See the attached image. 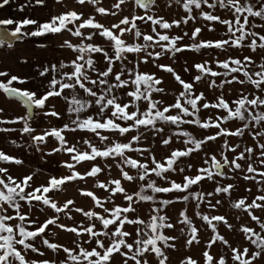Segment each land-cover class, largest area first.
Wrapping results in <instances>:
<instances>
[{"label": "snow or ice", "instance_id": "1", "mask_svg": "<svg viewBox=\"0 0 264 264\" xmlns=\"http://www.w3.org/2000/svg\"><path fill=\"white\" fill-rule=\"evenodd\" d=\"M55 2L62 4V0ZM129 2L140 11L125 14L122 6ZM9 3L0 0V8ZM76 3L80 9L65 8L43 22L0 19V26L15 25L13 30L0 31V46L12 47L10 37L21 35L67 32L76 38L75 42L65 38L60 45L72 52L67 64L57 61L39 68L41 77L55 74L40 81L35 90L13 87L14 81L23 84L28 78L0 71V77H8L6 82L0 81V89L9 98L18 97L26 109L14 120L0 115V124L23 122L19 130L29 134L37 147L54 138L58 146L54 145L49 154L65 153L69 157L61 165L66 173L49 174L40 184L34 182L39 169L13 175L9 167L0 166V264H171L169 251L177 250L180 237L168 234L176 230V224L167 208L178 202L193 204L194 216H199L204 230L211 231L201 257L185 255L178 264H264V0H175L183 15L171 21L157 14V0H109L107 7L103 0ZM172 3L167 0L166 6ZM35 4L46 6V0H35ZM86 4L91 6L88 12L83 11ZM97 15L119 18L106 25L96 19ZM198 18L206 23L194 25L190 34H169L174 26ZM137 21L151 22L150 31H142ZM216 23L224 26L221 38H204L203 29L214 32ZM27 25L36 28L22 32ZM185 37L189 43H183ZM202 49L212 50L213 55L193 62L195 74L185 61L182 71L189 75L188 80L172 64L160 62L166 55L174 58L186 50ZM229 49H247L258 55L234 56ZM220 54L225 58L219 59ZM149 61L179 84L172 101L159 98L165 94L164 77L140 68ZM21 62L27 60L22 58ZM217 77H222L219 83ZM197 83H205L219 94L210 100L204 91L197 90ZM233 84L241 87L228 98L224 87ZM53 97L67 102L66 113L48 103ZM34 109L45 117L61 118L66 114L67 121L37 131L30 124ZM4 111L0 107V113ZM233 121L235 128L225 126ZM193 126L201 129L199 137L193 134ZM14 130L0 127V132ZM67 131L90 135L69 141ZM246 132L253 144L238 150L240 143H230L229 137L243 138ZM157 139L167 149L160 159L153 151ZM218 139V146L211 148L210 144ZM196 153L199 165L192 163ZM228 153L233 154L231 158ZM0 162L25 163L3 149ZM84 164L87 167L78 169ZM170 173L178 175L179 181ZM237 173L258 184V192L253 194L251 188H246L249 195L233 198L236 185L225 180H236ZM101 174L106 179L101 180ZM89 178L105 193L103 196L83 186ZM205 180L211 183L210 189L203 187ZM76 181L81 184L76 186ZM69 186L75 187V194L68 192ZM58 195L64 199L59 201ZM77 196L90 199L92 206L77 204ZM117 196L120 203L116 202ZM225 200L250 218L251 223L239 228L244 245L234 246L219 231L220 224L233 228L219 213ZM145 204L142 215L141 206ZM46 207L53 214L41 220ZM201 208L205 211H199ZM73 212L82 214L83 219L77 220ZM176 223L181 225L185 247L200 243L201 229L187 214V208L178 214ZM53 229L70 233V243L50 239L56 236ZM216 242L227 246V254L211 251ZM41 247L56 256L35 259L33 254L44 256Z\"/></svg>", "mask_w": 264, "mask_h": 264}, {"label": "rangeland", "instance_id": "2", "mask_svg": "<svg viewBox=\"0 0 264 264\" xmlns=\"http://www.w3.org/2000/svg\"><path fill=\"white\" fill-rule=\"evenodd\" d=\"M51 1L47 5H48L49 9L52 6V14H59L60 12L64 11L65 8H68V9L76 8V9H78V6H79L76 3V0H68V2L70 3L68 7H67V2H65L66 0L64 1V3H65L64 6H63V4L56 3L55 0H51ZM62 2H63V0H62ZM166 3H167V0H157L156 12L158 15L163 16L165 19H167L169 21H171L174 18H181L182 17L183 10H182L181 6L175 4V0H173L171 7H167ZM17 6H18V8H21V6H23L22 7L23 14H21V16H22L21 20L26 19V18L31 19L32 14H30L28 12L29 0H22L21 4H18ZM126 6H127V8L125 10V14H128L131 11H136V12L140 11L139 9H133L130 2ZM90 7L91 6L88 4L84 5L83 11L88 12L90 10ZM45 10H46V6H41L39 8L38 15H35V17H37V19L38 18L43 19V20L47 19ZM219 11L223 12V10H219ZM0 13H3V12L1 11ZM7 18H12L14 20H17V18L12 14V12L9 13V11H5V14L3 16H1L0 19H7ZM49 18L50 17H48V19ZM136 23L141 27L142 31H150V28L148 26L150 25L151 22L141 23L140 21H137ZM204 23H206V22L203 20V18H198L196 20L189 19L187 25H184L182 23L179 27L174 26L170 30L169 34L170 35H183L184 31H188L190 34L191 31L193 30L194 25L199 26V25H202ZM257 23H259V21H257ZM0 28H6L7 30H13L15 28V25L0 26ZM215 29L216 30L214 32H209L207 30V28H204L203 32H202V36L204 38H221V36L224 32V26L220 25L219 23H216ZM257 31H260V29H257ZM22 32H29L30 33L29 26L28 25L24 26V28L22 29ZM66 33L67 32H65L64 35L68 36L71 41L76 40L75 37H71L69 33H67L68 35ZM29 37H30V35H27V36L21 35L12 43V47H8L7 45L0 46V54L6 56V62L4 64L6 71H11V72L18 71L19 72L20 70L21 71L22 70H28V69L30 70L33 67V65H32L33 62H37V64H39V66H37V67H45L44 62L33 61V60H29L28 58H25L27 60L26 63L21 62L20 51L28 50L29 48H31V45L29 44ZM183 43H189L188 37L184 38ZM156 50H159V49H156ZM229 52L234 56H241V57L243 55H253V56L258 55V53H255V54L251 53L247 49H243V50L229 49ZM212 55H213L212 50L202 49L200 52L186 50V51H183L181 53H177L174 58L166 55V56L161 58L160 62L165 63V64H172L177 69V71L180 72V74L182 75V78L188 80L190 78L189 75L183 73V71H182V66H183L184 62L187 61L188 66H189L192 74H195V69L191 68L193 62H198V61H201L203 59H210L212 57ZM224 58H225V54L219 55V59L222 60ZM60 62H64L67 64L68 59L62 60ZM0 68H2V66ZM140 68L142 70H150L152 72H155L157 74V76L164 77V81L162 83V86L165 89V94L161 95L159 98L164 100V101H168V102L172 101L174 94L180 88L179 84L174 81L173 77L170 74H168L166 71L157 69L151 61H149L148 64L142 63L140 65ZM241 78H243V77H241ZM216 79H217V82L219 83V80L222 79V77H217ZM23 87L28 88L27 85H25ZM240 87L241 86L239 84H233L231 86L225 85L224 92H225L226 97L231 98V96H233L235 94L236 90L239 89ZM196 88L198 91H204L206 96H208V98L210 100L213 99L215 95L219 94L218 91H216V92L210 91L205 83H197ZM141 107H144V105L142 104ZM23 109L26 111V109L24 107H23ZM215 111H216L215 109L211 110V112H213V113ZM202 114L207 115V113H202ZM225 126L235 128L237 126V124L235 121H233V122L226 124ZM184 127L188 128L189 126L185 125ZM191 130L193 131V134L196 135L197 137H199L201 135V129H199L198 127L193 126L191 128ZM165 131L168 132V129L166 128ZM229 141H230V143H233V144L240 143V149H238V150H242L243 147L245 146V144H247L248 146H251L253 144V140H252V138L248 132L245 133L243 138L229 137ZM218 144H219V139L216 143H211L210 147L216 148L218 146ZM153 151L156 154L157 159H160V157L165 152H167V149L161 147L159 139H157V141L153 147ZM131 155L135 156L136 154L131 153ZM147 155H148V153H145V156H147ZM228 155L231 158V156L233 154L228 153ZM192 163H194L196 165H199L201 163V160H200L198 153L193 155ZM4 166L9 167L13 175H24V174H28V173L33 172V171L31 172V170H29V169H26L24 167H19L18 165H14V164H5ZM226 171H227V169H226ZM169 175H171L173 179H176L178 181L180 179V177L178 175H174L171 173ZM34 182L36 184L44 183L45 182L44 173L39 172L38 175L35 177ZM157 182L161 183V181H159V180ZM228 182H232L236 185L235 191L232 192L233 198L243 196V195H249V193L246 192V188H251V191L253 194H256L258 192V189H259L258 184H255L252 181L244 180L242 177H240L239 173H237V179L236 180H234V181L225 180V183H228ZM203 187L206 189H210L212 187V185L210 182L205 180V181H203ZM172 195H175V193H173ZM213 202H215V201H213ZM146 207H147L146 204L141 206V214L142 215H143V210ZM185 208H187V214L189 216L193 217L194 223L196 224V226L201 229V231L198 233L200 243L199 244L193 243L191 248L184 246L185 236H184V234H181L179 232V228L181 227V225L176 223L178 214ZM193 209H194L193 204L189 203V204L185 205L184 203H181V202L170 205L167 208V212L171 216L172 222L174 224H176V230L169 231L168 234L176 235V236L180 237V239H178L176 241L177 250L169 251L171 264H178L179 260L182 259L185 255H192L193 258L199 259L201 257L202 251L205 249V242L208 239V237L211 235L210 229L204 230V225L202 224L199 216H194ZM199 211H205V209L201 208V209H199ZM219 213L224 214L226 219L228 220V222L233 225V228L231 230H229L223 224H220L219 225V231L221 232V234L225 235V237L234 246L235 245H244L246 243V241L244 240L242 233L239 231V228H240V225L243 223H251L250 218L247 216V214L241 210L231 208L230 201H228V200H225L224 203L222 204V206L219 207ZM257 214H259V213H257ZM45 215H47V207L45 208L44 212L40 214V219L43 220L45 218ZM238 217H239V219H238ZM180 219H182V217ZM255 227L257 228V230H259L258 226H255ZM50 239H51V236H50ZM37 246H40V245L38 244ZM41 250L44 252V256H39L37 254H33V257L35 259L40 260V259H51L52 258V254H51L50 249H48L46 247H41ZM211 251L213 253H225V254H227L228 249H227V246L222 245L220 242H216L214 244V246L212 247ZM153 264H154V262H153ZM229 264H231V261L229 262Z\"/></svg>", "mask_w": 264, "mask_h": 264}, {"label": "crops", "instance_id": "3", "mask_svg": "<svg viewBox=\"0 0 264 264\" xmlns=\"http://www.w3.org/2000/svg\"><path fill=\"white\" fill-rule=\"evenodd\" d=\"M51 0H46V18L45 20L35 17V15H38L39 8L41 5H36L35 0H29V8L28 12L32 14L31 19L38 20L40 22L48 20V17H50L52 14V6L50 9L48 8L49 2ZM64 1L62 2L64 6ZM22 0H10V3L8 5H5L3 8H0V12L2 11L5 14V11H9V13L12 12V14L17 18V20H21L23 14L22 8H18V4H21ZM52 2V1H51ZM67 7L69 6L68 0ZM109 0H103V5L108 6ZM78 6V5H77ZM126 10L127 6H122ZM81 6H78V9H80ZM91 8V7H90ZM0 13V17L4 14ZM2 14V15H1ZM41 17V16H40ZM119 17L112 18L109 16H101L97 15L96 19L100 20L101 22L105 23L106 25L110 23V21H113L115 19H118ZM40 19V20H39ZM30 32L34 31L36 28V25H28ZM63 33H57L52 34L48 33L45 35L40 36H31L29 37V44L31 45V48L28 50H22L20 51V58H28L29 60L33 61H42L44 62L45 67H49L50 63H55L57 61H62L66 59H70L72 57V52L67 49H61L60 45L63 42L65 38H68V36L64 35ZM67 34V33H66ZM68 35V34H67ZM75 42V41H72ZM38 45H47V47H39ZM94 56L102 55V54H93ZM6 62V56L0 54V71H6V68L4 66ZM33 67L29 70H20L18 71H7L9 75H17L18 77L24 78L27 77V82L21 84L18 81L13 82V87H19L21 89H31L35 90L38 86V83L42 80H46L49 75H54L55 73L46 74L45 77L39 76V68L37 67L39 64L37 62H33ZM8 77H0V81L6 82ZM27 85V87H23ZM66 93H70L71 90H65ZM50 105H55L56 110L61 113H66V107L67 102L62 97H53L50 98L49 102ZM0 107L4 108V113H0V115L4 116L6 119L14 120L16 116L24 115L25 110L23 109V106L21 102L11 99L7 97V94L3 92L2 89H0ZM39 110L35 109L33 119L30 121V124L32 127L36 128L37 131H40L44 128H50L52 126H60L64 122L67 121V115L65 114L61 118H56L52 116L45 117L42 114H38ZM74 116V114H73ZM23 122H16L11 124H0V127H9L12 129H15L12 132H0V149H3L6 153L14 154L22 158L25 163L23 165H18L19 167H24L26 169H29L32 171L39 169V172L44 173L45 175V181L47 180L49 174H58V173H66L67 169L62 167V162L64 160L69 159L68 154L65 153H52L49 154L50 149L55 145L58 146V141H56L54 138H48L47 144L40 145L37 147L33 141H31L29 134L21 132L19 129L22 127ZM66 138L69 141H72L74 139H79L81 136L90 135L85 134L80 131L72 132L67 131L65 133ZM15 140L16 143L13 144L12 141ZM43 150V151H41ZM111 163V161H109ZM2 162H0V166H4ZM15 165V164H14ZM78 169L82 170V167H87L86 164L83 166H77ZM38 172V173H39ZM112 175L115 176L116 172L113 170ZM101 180L106 179V177L101 174L99 177ZM81 184L80 181H76L75 185L79 186ZM83 186L86 188L93 189L98 195L103 196L105 193L94 187L93 180L92 179H86L83 183ZM68 192L71 194H75V187L69 186ZM64 199L63 195H58V200L62 201ZM116 202L120 203V197H116ZM76 203L80 205H84L86 208H89L92 206V201L88 198L77 196L76 197ZM53 214L52 210L47 208V216H51ZM73 215L76 217L77 220L83 219L82 214H77L73 212ZM66 223H70V221L64 220ZM56 232L55 237H51L53 241H61L65 244L70 243L72 236L70 233L64 232L59 229H53ZM131 230V228H129ZM52 258L56 256V253L52 252ZM62 255V254H61Z\"/></svg>", "mask_w": 264, "mask_h": 264}, {"label": "water", "instance_id": "4", "mask_svg": "<svg viewBox=\"0 0 264 264\" xmlns=\"http://www.w3.org/2000/svg\"><path fill=\"white\" fill-rule=\"evenodd\" d=\"M5 30H7L6 28H0V31H5ZM18 37H10V39L12 40V43L17 39ZM11 99H14V100H17V101H19V102H21L20 100H19V98L18 97H11ZM22 103V102H21ZM34 111H35V109H34ZM33 115H34V113H33Z\"/></svg>", "mask_w": 264, "mask_h": 264}]
</instances>
